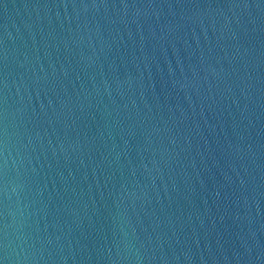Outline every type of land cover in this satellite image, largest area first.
Segmentation results:
<instances>
[{
	"label": "water",
	"instance_id": "1",
	"mask_svg": "<svg viewBox=\"0 0 264 264\" xmlns=\"http://www.w3.org/2000/svg\"><path fill=\"white\" fill-rule=\"evenodd\" d=\"M2 264H264V0H0Z\"/></svg>",
	"mask_w": 264,
	"mask_h": 264
},
{
	"label": "snow or ice",
	"instance_id": "2",
	"mask_svg": "<svg viewBox=\"0 0 264 264\" xmlns=\"http://www.w3.org/2000/svg\"><path fill=\"white\" fill-rule=\"evenodd\" d=\"M0 264H2V261H0Z\"/></svg>",
	"mask_w": 264,
	"mask_h": 264
}]
</instances>
